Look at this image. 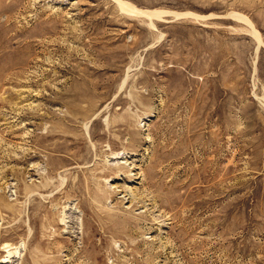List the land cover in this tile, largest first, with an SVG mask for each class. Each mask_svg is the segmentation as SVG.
<instances>
[{"label": "rangeland", "instance_id": "1", "mask_svg": "<svg viewBox=\"0 0 264 264\" xmlns=\"http://www.w3.org/2000/svg\"><path fill=\"white\" fill-rule=\"evenodd\" d=\"M5 258L264 264V0H0Z\"/></svg>", "mask_w": 264, "mask_h": 264}, {"label": "bare ground", "instance_id": "2", "mask_svg": "<svg viewBox=\"0 0 264 264\" xmlns=\"http://www.w3.org/2000/svg\"><path fill=\"white\" fill-rule=\"evenodd\" d=\"M7 247H8V246H6V249H9V248H7ZM11 255H12V254L9 253V255H8L7 258H9V256H11ZM14 258H15V257H14ZM10 259H11V258H10ZM8 262H9V261H7L6 258H5L4 260H1V261H0V263H6V264H7Z\"/></svg>", "mask_w": 264, "mask_h": 264}]
</instances>
